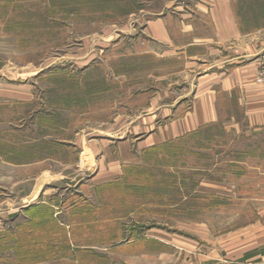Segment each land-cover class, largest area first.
<instances>
[{
    "label": "rangeland",
    "instance_id": "1",
    "mask_svg": "<svg viewBox=\"0 0 264 264\" xmlns=\"http://www.w3.org/2000/svg\"><path fill=\"white\" fill-rule=\"evenodd\" d=\"M162 1L0 0V208L8 212L0 264H63L75 253L81 264H101L94 245L100 236L104 264H180L159 253L150 261L107 248L113 236L121 243L165 228L185 241L168 252L190 262L237 242L241 232L264 233V127L249 122L235 96L218 94L214 122L141 151L136 143L143 136H136L129 146L134 159L116 154L130 129L154 117L152 101L165 108L190 97L198 73L218 58L206 47L191 51L202 56L195 64L186 55L135 56L154 43L142 34L134 38L132 26L143 28L150 15L141 12L144 2L154 11ZM250 1L231 0L245 33L264 28L262 16L248 24L256 15ZM157 45L159 52L174 50ZM261 66L255 79L264 86ZM190 106L189 99L181 105ZM112 165L120 166L117 173ZM99 171L98 182H107L93 179ZM44 177L49 205L23 210L24 222H17L21 205L39 199L33 192ZM55 204L65 211L59 219ZM97 219L107 221L94 224ZM60 221L73 225L79 243L69 245ZM156 246L136 250L158 252Z\"/></svg>",
    "mask_w": 264,
    "mask_h": 264
},
{
    "label": "crops",
    "instance_id": "2",
    "mask_svg": "<svg viewBox=\"0 0 264 264\" xmlns=\"http://www.w3.org/2000/svg\"><path fill=\"white\" fill-rule=\"evenodd\" d=\"M162 2H164L163 5L154 11L148 10L149 6L144 2L145 10L141 12H148L150 15L146 18L143 28L137 29L135 25L132 26L133 36L135 38L142 34L147 38L148 42L154 44L150 49L141 50L135 56L151 54L159 59L174 56L180 60L184 59L183 55H186V60L195 64L197 61L202 60V56L191 51L194 48L197 49L196 47H206L209 54H212V56L218 55V58L215 60L216 63L214 62L215 64L211 66L213 69L198 73L197 79L193 83L194 88L190 97L181 95L174 105L165 108L157 106V100H154L155 102L152 101L149 107H153L155 110L153 111L155 113L154 117L146 119V126L141 127L139 130H136L137 127L130 129L126 141L121 144L118 143L120 146L116 154L119 157L122 156L121 159L123 161H127L129 158L134 159L135 157L132 150H129V146L131 148L135 146L131 140L133 137L143 136V139L136 143L137 146H141V151L143 148L163 143L217 120V98L219 93L235 96L243 107L244 114L249 122L254 126L264 127V86L260 85L255 79L256 73L261 66L260 60L264 58V28H258L247 33L243 32L237 24L238 21L233 13L231 0H165ZM132 24H135V22L133 21ZM201 28L207 30L201 31ZM156 43L168 44L174 50L166 49L164 52H159V49H154V46H158ZM202 62H212V60L209 58L207 60L204 59ZM186 99L191 101V106L189 109L183 110L181 105ZM121 148L125 150L123 151ZM87 149L89 154H95L91 145H87ZM100 154L102 153L100 152ZM119 167V165H115L114 168V165H112V172L117 173ZM102 172L99 171L97 175L93 176L97 184H103L108 181L100 180L98 182V174H102ZM48 180L47 177H44L39 183L40 188L33 192L37 194L35 197L39 198L38 200H31L21 205L22 212H16L17 222H24V211L35 212L38 206L49 205V202L43 196L45 193L44 187L48 184ZM42 186L44 189L41 190ZM61 196L63 197V195ZM50 206L55 208L56 219H59L65 212L64 208L58 204ZM48 209L51 212V209ZM6 213H8L7 210L0 208V232L3 229V220L4 222L6 220ZM66 216L67 214L64 215V217ZM105 221L107 220L97 219L94 224L102 225ZM110 221L118 223L119 219ZM60 225L63 226L62 228L70 236L68 238L70 246L74 243H79L81 238H77L75 234L72 237L73 225L70 222L60 221ZM132 233H136V230H133ZM241 233L237 242L225 241L221 248L216 249L217 247H213L208 255L203 256L204 258L201 259H196L197 256L195 255V259L190 262L187 257L184 260L182 254H175V252L173 255V253L168 252L170 246L179 248L177 244L181 243L182 245L185 241L181 234L171 232L165 228L145 229L143 233L145 234L144 239H138L137 237L127 239L121 243L119 237L113 236L111 248L109 247L107 250H128L129 255L141 254L144 260L150 259V261L155 255L153 253H159L160 258L162 256H171L177 260L182 259L178 261L180 264H264V233L258 227L254 233ZM98 239L101 240H98L94 245L103 247L104 238L100 236ZM147 242H154L157 245L156 249L158 252H154L156 251L155 249L148 251L146 248L144 252L136 250L146 245ZM97 247L95 248L96 256L101 261V264H104L105 259L106 261L108 259L104 256V250ZM78 249L77 251L81 253L82 249ZM74 255H65L60 260L63 264H81L78 254L75 253ZM129 264L138 263L133 261L129 262Z\"/></svg>",
    "mask_w": 264,
    "mask_h": 264
},
{
    "label": "trees",
    "instance_id": "3",
    "mask_svg": "<svg viewBox=\"0 0 264 264\" xmlns=\"http://www.w3.org/2000/svg\"><path fill=\"white\" fill-rule=\"evenodd\" d=\"M250 2H251V5L249 8L252 9L253 10L252 12L256 14L255 15L256 19L255 18L250 19L251 22H248V24L251 26L253 23H258L262 21L260 19L261 16H262L261 18H264V0H251Z\"/></svg>",
    "mask_w": 264,
    "mask_h": 264
},
{
    "label": "built area",
    "instance_id": "4",
    "mask_svg": "<svg viewBox=\"0 0 264 264\" xmlns=\"http://www.w3.org/2000/svg\"><path fill=\"white\" fill-rule=\"evenodd\" d=\"M259 80L264 83V61L262 62L261 70L258 73Z\"/></svg>",
    "mask_w": 264,
    "mask_h": 264
}]
</instances>
